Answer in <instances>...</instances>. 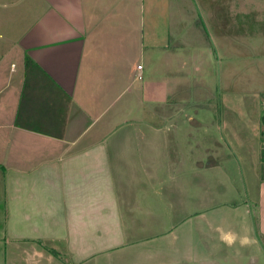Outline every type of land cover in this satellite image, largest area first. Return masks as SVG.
Instances as JSON below:
<instances>
[{"label": "crops", "instance_id": "0c3cea01", "mask_svg": "<svg viewBox=\"0 0 264 264\" xmlns=\"http://www.w3.org/2000/svg\"><path fill=\"white\" fill-rule=\"evenodd\" d=\"M153 8L143 0H0V264H217L219 253L233 258L234 246L252 253L251 226L218 228L201 209L161 214L153 186L150 195L136 177L113 184L126 168L145 172L144 159L151 170L149 156L162 150V137L141 132L155 129L151 117L135 116L141 108L152 116L170 82L168 34L155 57L153 40H144ZM153 61L167 76L156 83ZM161 123L167 133L171 122ZM258 183L264 235V172ZM133 188L140 195L122 191Z\"/></svg>", "mask_w": 264, "mask_h": 264}, {"label": "rangeland", "instance_id": "374dc122", "mask_svg": "<svg viewBox=\"0 0 264 264\" xmlns=\"http://www.w3.org/2000/svg\"><path fill=\"white\" fill-rule=\"evenodd\" d=\"M143 2L154 5L153 15L146 12L153 19L144 30V40H153V57L160 52L157 42H165L167 34L173 55L166 101L160 107L155 104L152 116L143 114L142 108L135 115L151 117L155 129L144 126L141 132L149 141L151 134L162 137L156 147L162 150L146 158L152 159L151 170L143 167L144 159L140 169L145 172L133 173L126 168L124 182L113 184L128 185L126 182L136 177L149 187L150 195L153 186L154 198L165 205L162 209V205H154L161 214L201 209L199 213L207 212L218 228L242 225L247 231L251 226L256 240L248 245L252 253L247 254L245 248L237 254L234 246L233 258L221 259L219 253L217 264H264V235L257 215L261 202L258 180L264 172L257 159L264 139L260 120L264 113V0ZM152 65L150 75L156 83L159 75H166L165 71H155L156 61ZM161 121L165 126L171 122L167 133ZM135 134L134 144L140 146ZM167 144L169 151L163 150ZM141 156H137L139 160ZM129 158L131 163L135 155ZM199 163L205 166L200 168ZM122 191L129 197L140 195L135 188ZM199 224L201 229L203 221Z\"/></svg>", "mask_w": 264, "mask_h": 264}, {"label": "trees", "instance_id": "16d2710c", "mask_svg": "<svg viewBox=\"0 0 264 264\" xmlns=\"http://www.w3.org/2000/svg\"><path fill=\"white\" fill-rule=\"evenodd\" d=\"M31 62V60L27 57L26 58V65H28ZM260 120L262 123H264V113L261 115ZM263 132H261L262 134ZM261 146H260V154H259V160L261 162V165L264 164V139L261 138Z\"/></svg>", "mask_w": 264, "mask_h": 264}, {"label": "built area", "instance_id": "2783aa9c", "mask_svg": "<svg viewBox=\"0 0 264 264\" xmlns=\"http://www.w3.org/2000/svg\"><path fill=\"white\" fill-rule=\"evenodd\" d=\"M140 67H141V65H138V68H140ZM138 77L140 78V77H141V75L139 74V75L137 76V78H138Z\"/></svg>", "mask_w": 264, "mask_h": 264}]
</instances>
